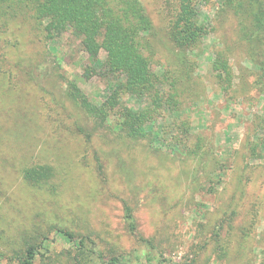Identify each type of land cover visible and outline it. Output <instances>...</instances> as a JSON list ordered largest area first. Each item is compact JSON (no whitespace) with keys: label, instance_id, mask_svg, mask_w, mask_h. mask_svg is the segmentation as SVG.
I'll use <instances>...</instances> for the list:
<instances>
[{"label":"rangeland","instance_id":"374dc122","mask_svg":"<svg viewBox=\"0 0 264 264\" xmlns=\"http://www.w3.org/2000/svg\"><path fill=\"white\" fill-rule=\"evenodd\" d=\"M142 2L154 23L161 73L180 55L168 37L171 4ZM219 6H199L209 32L187 52L197 64L184 80L183 111L164 119L190 121L208 151L199 161L96 127L63 80H75L93 102L107 95L105 79L83 77L91 59L82 37L69 30L51 41L31 17H0L2 264H18L43 242L36 264H74L75 250L60 230L93 238L107 256L142 251L144 238L181 264H264V91L238 18L232 9L217 14ZM221 51L233 68L227 93L213 71ZM52 57L62 67L38 75L37 65ZM40 166L49 171L45 182L32 185L24 172ZM126 207L136 235L127 230Z\"/></svg>","mask_w":264,"mask_h":264},{"label":"trees","instance_id":"16d2710c","mask_svg":"<svg viewBox=\"0 0 264 264\" xmlns=\"http://www.w3.org/2000/svg\"><path fill=\"white\" fill-rule=\"evenodd\" d=\"M212 1L215 0H169L172 9L168 37L180 55L173 65L163 66L161 73L155 69L159 62L154 23L142 0H0V17L21 14L31 17L51 41L69 30L82 37L83 50L91 59L83 77L105 79L107 95L102 101L93 102L75 80H63L67 96L96 127L112 129L132 141H150L152 148L172 156L199 161L208 151L204 138L192 134L190 121L164 119L167 114L183 111L184 80L191 78L197 64L187 52L197 49L209 32L199 21V6ZM216 1L220 4L217 14H231L232 9L238 18L250 58L258 67L256 83L264 91V0ZM48 61L37 65L38 75L59 69L63 64L58 57ZM213 71L221 90L227 93L234 76L223 51L217 53ZM125 95L133 96L138 104L129 106L123 99ZM48 172L42 166L30 168L25 170L24 178L38 186L45 182ZM124 219L128 232L136 235V220L128 207ZM58 235L73 246L74 264H181L163 258L156 245L144 238H140L145 244L142 251L107 256L89 236H75L63 230ZM42 244L27 248L18 264H36L37 258L44 255Z\"/></svg>","mask_w":264,"mask_h":264}]
</instances>
